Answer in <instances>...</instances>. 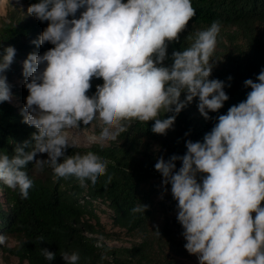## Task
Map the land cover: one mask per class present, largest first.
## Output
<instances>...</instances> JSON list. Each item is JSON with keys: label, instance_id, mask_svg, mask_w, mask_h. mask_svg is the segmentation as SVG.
I'll list each match as a JSON object with an SVG mask.
<instances>
[{"label": "clouds", "instance_id": "clouds-1", "mask_svg": "<svg viewBox=\"0 0 264 264\" xmlns=\"http://www.w3.org/2000/svg\"><path fill=\"white\" fill-rule=\"evenodd\" d=\"M28 13L49 22L36 43L54 47L43 55L30 54L23 65L29 95L22 122L38 133L17 146L14 155L0 151V181L19 188L23 199L33 186L23 169L34 160L37 169L47 165L57 177L74 176L81 187L86 180L95 185L106 174L111 163L106 158L91 151L65 154L74 146L68 129L99 119L105 126L93 139L115 141L130 126L125 122L155 120L152 132L163 135L194 98L205 120L229 99L225 82L209 79L221 21L198 31L189 47L173 51L171 66H164L168 44L179 41L196 15L191 0H39ZM5 52L0 74L15 56L12 47ZM93 78L103 84L89 97ZM256 79L245 81L251 89L246 100L220 115L203 142L188 140L184 155L167 161L160 157L155 164L178 202L185 248L199 264H264V70ZM10 98L6 77L0 75V102ZM162 111L171 115L161 119ZM38 153L48 159H35ZM111 180L108 176L106 183ZM147 207L140 204L132 211L144 213ZM5 242L6 236H0V244ZM41 253L49 261L55 258L47 249ZM61 257L66 264L80 261L78 252ZM101 259L111 257L103 254Z\"/></svg>", "mask_w": 264, "mask_h": 264}, {"label": "trees", "instance_id": "trees-1", "mask_svg": "<svg viewBox=\"0 0 264 264\" xmlns=\"http://www.w3.org/2000/svg\"><path fill=\"white\" fill-rule=\"evenodd\" d=\"M38 2L17 0L5 15L0 16V61L6 55L5 49H15L13 62L0 74L6 77L10 93L17 101L0 102V151L10 156L14 155L17 146L38 133L36 128L22 122L29 92L15 87V78L25 77L22 65L30 54L43 55L54 47L50 43L42 46L36 43L49 23L28 13V8ZM191 3L196 15L180 33L179 41L168 44L164 66H171L173 51L189 47L198 31L206 30L215 20L221 21L216 48L209 61L214 64L209 79L224 81V91L229 99L219 111L209 112L211 119L205 120L197 107L198 97L194 98L163 135L152 132L155 120L133 119L125 122L130 126L115 141L105 144L93 140L86 146L69 142L74 146L66 151V155H83L91 151L111 161L106 174L100 176L95 185L86 180V186L81 187L74 176L57 177L47 165L43 170L37 169L35 160L23 169L33 181L27 199L21 197L19 188L10 189L0 181L3 192L0 232L16 241L14 246L0 244L3 254L28 264H66L61 257L63 252H78V264H194L192 259H198L185 248L184 229L177 220L178 202L172 196L171 185L162 183L163 178L155 170V164L160 157L167 161L174 154L184 155L188 140L203 142L204 135L212 130L220 115L246 100L251 89L245 87V81L258 82L256 78L264 70V0H191ZM79 15L78 11L76 18ZM102 84V79L93 78L87 95H94L97 85ZM180 99H185L184 93ZM160 115L159 118L165 119L171 113L162 111ZM83 125L81 123L79 128ZM35 159L46 160L48 156L38 153ZM180 167L181 163L177 161V170ZM108 176L112 177L110 184L106 183ZM197 179L199 182L201 176ZM159 195L162 196L157 199ZM95 200L107 203L113 212L112 223L124 230V235L129 238L128 245H110L106 240L108 234H98L99 219L93 208ZM140 204L147 205V210L133 213L132 209ZM261 206L264 207V203ZM100 236L104 237L103 241ZM42 249L54 253L55 258L47 260ZM103 254L111 259L102 260Z\"/></svg>", "mask_w": 264, "mask_h": 264}, {"label": "rangeland", "instance_id": "rangeland-1", "mask_svg": "<svg viewBox=\"0 0 264 264\" xmlns=\"http://www.w3.org/2000/svg\"><path fill=\"white\" fill-rule=\"evenodd\" d=\"M17 2L16 0H0V16H3L6 14V11L8 8L13 7V3ZM24 65V64H23ZM22 65V70L24 72V68ZM29 82L26 77L21 78H15L14 84L15 87L18 89H26L25 83ZM11 95V93H10ZM10 102L16 103V99L13 95H11V98L9 100ZM105 125L102 121L99 119H95L88 125H83L81 128H73L66 130V136L68 138L69 142H73L82 146L88 145L91 141H99L93 139L94 137H98L102 128ZM103 143H107V141H100ZM1 188V187H0ZM162 195H159L157 199H160ZM0 200H3V192L0 189ZM93 208L95 213L98 216V224L97 229L100 233L98 234H108L107 242L110 245L113 246H119L121 244L128 245L126 243L127 240H129L128 237L124 235V230L120 229L118 227H115L112 223V216L113 212L109 209L107 206V203L102 200H97L93 203ZM93 223H95L94 220H92ZM0 236H6V242L5 245L8 246H14L16 244V241L13 237L6 235H2L0 232ZM192 262L194 264H199V260L197 258H193ZM0 264H28L26 261L20 262L18 258L12 255L3 254L0 251Z\"/></svg>", "mask_w": 264, "mask_h": 264}]
</instances>
